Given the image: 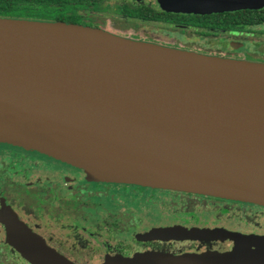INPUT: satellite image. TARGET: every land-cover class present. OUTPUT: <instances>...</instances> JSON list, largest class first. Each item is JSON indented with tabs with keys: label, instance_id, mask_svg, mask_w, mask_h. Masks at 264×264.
<instances>
[{
	"label": "water",
	"instance_id": "95a60500",
	"mask_svg": "<svg viewBox=\"0 0 264 264\" xmlns=\"http://www.w3.org/2000/svg\"><path fill=\"white\" fill-rule=\"evenodd\" d=\"M263 7L193 0L191 9ZM0 142L65 161L96 182L264 206V62L0 17ZM2 219L6 240L30 263L74 264L10 207Z\"/></svg>",
	"mask_w": 264,
	"mask_h": 264
},
{
	"label": "flooded vegetation",
	"instance_id": "af4514ba",
	"mask_svg": "<svg viewBox=\"0 0 264 264\" xmlns=\"http://www.w3.org/2000/svg\"><path fill=\"white\" fill-rule=\"evenodd\" d=\"M192 4L193 0H72L60 11L73 16L77 25L108 32L175 31L174 40L199 48L165 45L158 42L165 38H158L161 34L150 33L151 40L120 35L126 38L233 59L249 53L258 56L253 61L264 62V53L245 47L258 37L255 34L264 35V7L205 13L193 11ZM57 17L20 19L61 22ZM190 32L194 39L188 38ZM208 37L225 43L211 49L196 40ZM6 206L74 264H245L264 256V206L96 182L65 161L0 142V264H32L6 240Z\"/></svg>",
	"mask_w": 264,
	"mask_h": 264
},
{
	"label": "trees",
	"instance_id": "16d2710c",
	"mask_svg": "<svg viewBox=\"0 0 264 264\" xmlns=\"http://www.w3.org/2000/svg\"><path fill=\"white\" fill-rule=\"evenodd\" d=\"M72 0H0V17L24 18L30 16H48L58 14L57 19L61 22L76 24L73 16L62 14L60 10L71 5ZM53 6L56 8L53 9ZM148 18V16H140Z\"/></svg>",
	"mask_w": 264,
	"mask_h": 264
},
{
	"label": "rangeland",
	"instance_id": "374dc122",
	"mask_svg": "<svg viewBox=\"0 0 264 264\" xmlns=\"http://www.w3.org/2000/svg\"><path fill=\"white\" fill-rule=\"evenodd\" d=\"M114 14H105V17L107 16H111ZM117 16V15H116ZM118 17V16H117ZM109 18V17H108ZM259 28V27H258ZM116 30V29H115ZM110 32H113V33H116V34H119V35H124V34H127V35H130L132 37H137V38H141V39H145V40H151V36L150 35H157L156 37L159 36V34H161V37H158V38H162V37H165L163 38L162 40L158 41L160 43H163L165 45H169V46H176V47H179V48H199V46H195L193 43H190L189 41L187 40H184V39H179V40H174V36H175V31L173 32H166V31H150V33L152 34H147V33H143V32H137L136 30H130V31H110ZM161 32V33H160ZM193 32H190L189 35H188V38H192L194 39V34H192ZM152 35V36H153ZM257 35L258 37L254 36L253 38L250 39V41L247 42V44H245V47L247 49H253L257 52H262L264 53V42H262L264 40V35H261V34H255ZM182 35L180 33H178L177 37H181ZM184 37V36H183ZM198 42H200L202 45L206 46V47H209V48H216L215 46H218L219 44H221V42L225 43V40L224 39H220V38H216V37H208V38H205V39H196ZM217 53V52H216ZM258 56H253L249 53H241V58L243 60H248V61H253V60H256ZM255 62V61H254ZM257 62V61H256Z\"/></svg>",
	"mask_w": 264,
	"mask_h": 264
}]
</instances>
